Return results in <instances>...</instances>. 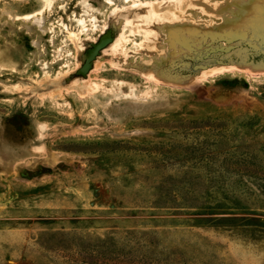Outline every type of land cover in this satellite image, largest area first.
I'll return each instance as SVG.
<instances>
[{
  "label": "rangeland",
  "instance_id": "rangeland-1",
  "mask_svg": "<svg viewBox=\"0 0 264 264\" xmlns=\"http://www.w3.org/2000/svg\"><path fill=\"white\" fill-rule=\"evenodd\" d=\"M0 264H264V0H0Z\"/></svg>",
  "mask_w": 264,
  "mask_h": 264
}]
</instances>
